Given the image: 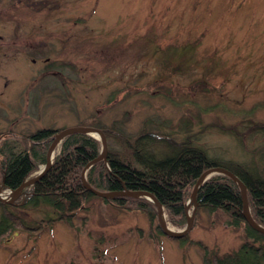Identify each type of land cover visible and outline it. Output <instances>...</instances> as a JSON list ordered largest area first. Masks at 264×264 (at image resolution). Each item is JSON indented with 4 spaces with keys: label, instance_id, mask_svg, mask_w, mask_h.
<instances>
[{
    "label": "rangeland",
    "instance_id": "rangeland-1",
    "mask_svg": "<svg viewBox=\"0 0 264 264\" xmlns=\"http://www.w3.org/2000/svg\"><path fill=\"white\" fill-rule=\"evenodd\" d=\"M28 1L0 0L4 136L85 125L96 113L105 124L117 120L128 134L144 125L180 140L188 119L194 141L210 155L259 159L264 0ZM40 1L46 5L37 6ZM196 38L192 56L181 63L180 44ZM55 60L76 69L48 68ZM12 210L29 225L57 215L44 201ZM74 222L72 227L58 220L40 232L15 228L0 236V264H203L198 241L225 252L248 239L241 227L229 226L222 209L201 208L187 238L152 230L144 212L119 210L100 198L89 200ZM167 224L175 230L186 226Z\"/></svg>",
    "mask_w": 264,
    "mask_h": 264
},
{
    "label": "trees",
    "instance_id": "trees-1",
    "mask_svg": "<svg viewBox=\"0 0 264 264\" xmlns=\"http://www.w3.org/2000/svg\"><path fill=\"white\" fill-rule=\"evenodd\" d=\"M42 5H46L45 1L37 4L39 7ZM198 42L199 38H196L180 44L177 57L181 63L192 56ZM167 58L171 56L167 54ZM47 67L76 69L73 63L65 60H55ZM81 124L98 126L104 130L108 140L106 159L95 161L87 167L90 161L101 154V140L84 132L64 136L45 174L25 187L16 202L0 200V236L15 228L40 232L58 220L74 227L78 212L85 209L86 203L93 198H100L119 210L144 212L152 224V230L163 234L153 201L144 195L113 198L95 195L83 183L86 167L85 177L96 189L150 191L162 203L167 221L179 227L187 224L186 202L198 178L208 169L224 167L245 183L251 214L264 226V148L256 161L210 155L206 148L194 141L188 119L181 124L186 135L180 140L175 139L171 132L147 130L144 125L138 132L128 134L117 120L105 124L96 113L84 119ZM259 125L264 129V124ZM250 126L252 128L254 125ZM56 132L53 128L43 127L20 138L0 133V184L3 182V190L17 188L40 170V164L46 162V153ZM197 199L199 206L195 225L199 222L201 208L210 211L222 209L229 226L241 227L248 237L239 247L225 252H218L203 241H198L204 249L203 264H264V233L254 229L245 219L241 189L233 178L222 172L215 173L202 182ZM41 201L51 204L57 215L40 218L35 221V225H29L12 210L13 207H24L28 203L37 206ZM83 219L86 223L87 217ZM88 233L93 235L94 230H88ZM150 235L155 236L153 231ZM107 237L114 241L119 236L102 235L100 238ZM187 237L188 234L180 238Z\"/></svg>",
    "mask_w": 264,
    "mask_h": 264
},
{
    "label": "water",
    "instance_id": "water-1",
    "mask_svg": "<svg viewBox=\"0 0 264 264\" xmlns=\"http://www.w3.org/2000/svg\"><path fill=\"white\" fill-rule=\"evenodd\" d=\"M73 132L88 133V134L96 137L97 139H100L102 142L101 154L97 158H95L94 160L90 161L88 163L87 167L91 166L95 161H98L100 159H106L107 149H108V140H107L106 134L102 128H100L98 126H91V125H77V126H71V127L61 129L54 134L53 140L50 143V146H49L47 153H46V162H45V164H43L42 168L38 171V173L35 174L33 177L25 180L17 188L11 189L7 195H3V191H2L3 182H2L0 184V200L5 201V202H9V203H14L25 187L32 185L35 181H37L40 177H42L45 174V172L50 168V166L52 164L53 158L56 154V152H55L56 147L59 146V144H60V142L64 136H66L69 133H73ZM86 168L83 172V183L86 186V188L88 190H90L92 193H94L95 195L102 196L105 198H113L116 196H141V195H144V196L150 198L156 205L157 213H158V224H159L161 231L164 234L171 236V237H182V236L188 234L190 232V230L192 229L194 222H195L196 211H197V208L199 206V202L197 199V192H198V189L200 188L202 182L205 179L214 175L215 173H219V172L225 173V174L229 175L231 178H233L240 186L241 194H242V200H243L242 212H243L245 219L254 229L264 233V226L259 224L253 218V216L251 214L245 183L236 174H234L232 171H230L224 167H216V168L208 169L198 178V180L194 186V189L192 191V194L186 203L187 224L184 228L177 229V230L169 227L167 224V221L164 220V218H163L164 207H163L162 203L156 198V196L153 193H151L150 191H147V190H142V189L129 190L127 188H124L121 190H107V191L96 189L90 185V183L87 181V179L85 177ZM191 205H193V207H192V213L190 214L189 210H190Z\"/></svg>",
    "mask_w": 264,
    "mask_h": 264
},
{
    "label": "bare ground",
    "instance_id": "bare-ground-1",
    "mask_svg": "<svg viewBox=\"0 0 264 264\" xmlns=\"http://www.w3.org/2000/svg\"><path fill=\"white\" fill-rule=\"evenodd\" d=\"M8 190L10 191L11 189H8ZM9 191H8V192H9ZM8 192H7V193H8ZM163 218H164V220H166V215H165V213H163Z\"/></svg>",
    "mask_w": 264,
    "mask_h": 264
}]
</instances>
